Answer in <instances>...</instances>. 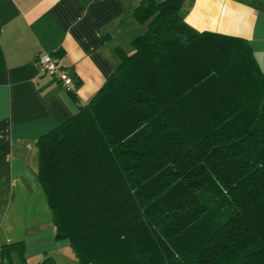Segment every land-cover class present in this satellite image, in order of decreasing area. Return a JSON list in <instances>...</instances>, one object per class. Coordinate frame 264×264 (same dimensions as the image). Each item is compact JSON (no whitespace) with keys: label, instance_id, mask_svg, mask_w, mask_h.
Here are the masks:
<instances>
[{"label":"trees","instance_id":"1","mask_svg":"<svg viewBox=\"0 0 264 264\" xmlns=\"http://www.w3.org/2000/svg\"><path fill=\"white\" fill-rule=\"evenodd\" d=\"M191 1L142 0L135 51L38 139L78 264H264V69L246 38L192 26Z\"/></svg>","mask_w":264,"mask_h":264},{"label":"crops","instance_id":"2","mask_svg":"<svg viewBox=\"0 0 264 264\" xmlns=\"http://www.w3.org/2000/svg\"><path fill=\"white\" fill-rule=\"evenodd\" d=\"M141 1L0 0V264L2 247L20 241L25 264L46 254L57 264L78 263L69 240L56 238L37 142L135 51L133 40L147 29L134 16ZM186 20L201 31L246 38L264 69V0H193ZM41 53L58 55L76 78L78 102L41 71Z\"/></svg>","mask_w":264,"mask_h":264},{"label":"built area","instance_id":"3","mask_svg":"<svg viewBox=\"0 0 264 264\" xmlns=\"http://www.w3.org/2000/svg\"><path fill=\"white\" fill-rule=\"evenodd\" d=\"M38 65L43 73L59 81L66 90L70 92H75L77 90L78 83L76 78L61 64L58 55L41 53L38 57Z\"/></svg>","mask_w":264,"mask_h":264},{"label":"rangeland","instance_id":"4","mask_svg":"<svg viewBox=\"0 0 264 264\" xmlns=\"http://www.w3.org/2000/svg\"><path fill=\"white\" fill-rule=\"evenodd\" d=\"M263 63V62H262ZM263 67H264V65H263ZM73 252V251H72ZM74 254V253H73ZM77 260V259H76ZM77 262H78V260H77ZM76 264V263H75ZM78 264V263H77Z\"/></svg>","mask_w":264,"mask_h":264}]
</instances>
